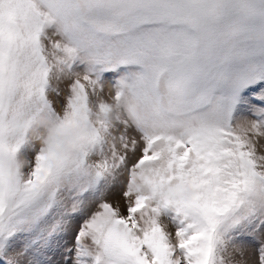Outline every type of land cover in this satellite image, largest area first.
Returning <instances> with one entry per match:
<instances>
[{
    "label": "snow or ice",
    "instance_id": "obj_1",
    "mask_svg": "<svg viewBox=\"0 0 264 264\" xmlns=\"http://www.w3.org/2000/svg\"><path fill=\"white\" fill-rule=\"evenodd\" d=\"M0 264H264V0H0Z\"/></svg>",
    "mask_w": 264,
    "mask_h": 264
},
{
    "label": "clouds",
    "instance_id": "obj_2",
    "mask_svg": "<svg viewBox=\"0 0 264 264\" xmlns=\"http://www.w3.org/2000/svg\"><path fill=\"white\" fill-rule=\"evenodd\" d=\"M30 141L45 148L51 149L57 157L65 160L70 159L82 151L85 147V131L78 125H66L63 128L45 116L38 117L31 123L24 125ZM27 158L17 157L16 159L6 160L5 168H20L27 166Z\"/></svg>",
    "mask_w": 264,
    "mask_h": 264
},
{
    "label": "rangeland",
    "instance_id": "obj_3",
    "mask_svg": "<svg viewBox=\"0 0 264 264\" xmlns=\"http://www.w3.org/2000/svg\"><path fill=\"white\" fill-rule=\"evenodd\" d=\"M32 151H33V146H32V143L30 142L29 144H26L25 146L21 148V150L18 153V157L27 158Z\"/></svg>",
    "mask_w": 264,
    "mask_h": 264
}]
</instances>
